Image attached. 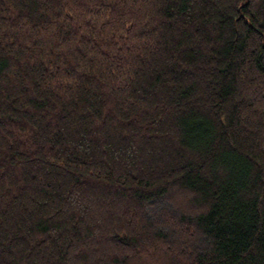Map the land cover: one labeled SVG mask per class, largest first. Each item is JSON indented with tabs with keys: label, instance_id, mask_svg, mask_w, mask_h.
<instances>
[{
	"label": "trees",
	"instance_id": "1",
	"mask_svg": "<svg viewBox=\"0 0 264 264\" xmlns=\"http://www.w3.org/2000/svg\"><path fill=\"white\" fill-rule=\"evenodd\" d=\"M0 264H264V0H0Z\"/></svg>",
	"mask_w": 264,
	"mask_h": 264
}]
</instances>
